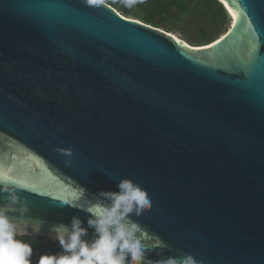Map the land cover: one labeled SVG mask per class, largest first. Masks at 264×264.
Here are the masks:
<instances>
[{"label": "water", "instance_id": "obj_1", "mask_svg": "<svg viewBox=\"0 0 264 264\" xmlns=\"http://www.w3.org/2000/svg\"><path fill=\"white\" fill-rule=\"evenodd\" d=\"M218 1L230 31L191 47L102 0H0V176L26 185L23 237L58 242L76 217L91 243L80 204L128 179L152 202L130 216L149 259L264 264V0Z\"/></svg>", "mask_w": 264, "mask_h": 264}, {"label": "clouds", "instance_id": "obj_2", "mask_svg": "<svg viewBox=\"0 0 264 264\" xmlns=\"http://www.w3.org/2000/svg\"><path fill=\"white\" fill-rule=\"evenodd\" d=\"M60 151L68 157L66 166H71L73 151ZM118 188V192H101L86 209L80 204L92 217L88 225L95 230V240L89 243L82 239L87 234L86 229L80 219L74 217L70 225L60 224L50 229L64 254L41 256L36 264H205L204 260L198 261L187 253L155 261L149 259L145 251L148 245L144 243L147 234L130 216H142L152 207V202L147 191L132 180H121ZM24 190L26 185L7 175L0 176V194H6V202L0 205V264H33V247L18 238L29 234L27 214L30 207L17 194ZM84 192L80 189L76 199L83 197ZM10 214H18L19 219L12 220ZM42 223L32 221L31 231L38 235ZM152 247L167 246L156 244Z\"/></svg>", "mask_w": 264, "mask_h": 264}, {"label": "trees", "instance_id": "obj_3", "mask_svg": "<svg viewBox=\"0 0 264 264\" xmlns=\"http://www.w3.org/2000/svg\"><path fill=\"white\" fill-rule=\"evenodd\" d=\"M105 4L114 8L117 12H123L122 16L129 18L128 15L131 13L132 7L122 6L118 0H102ZM136 5L133 7L138 8L143 13V19L145 24L150 25L154 28L163 30L160 26L162 24V16L175 15L173 11H176L177 14H185L191 4L199 6L200 9L206 10L207 17L213 22V26L217 28L219 33L216 38L213 39L210 43L218 40L219 38L225 36L230 28L223 26L225 25V20L227 18V12L225 11L222 4H219L216 0H134ZM134 4V3H133ZM132 5V3H130ZM161 16V17H160ZM170 34V32L165 31ZM206 40L207 37L202 38ZM190 46V45H189ZM206 46V45H205ZM192 47V46H191ZM201 47V46H198Z\"/></svg>", "mask_w": 264, "mask_h": 264}, {"label": "rangeland", "instance_id": "obj_4", "mask_svg": "<svg viewBox=\"0 0 264 264\" xmlns=\"http://www.w3.org/2000/svg\"><path fill=\"white\" fill-rule=\"evenodd\" d=\"M150 0H147L149 2ZM221 4L218 0H216ZM122 6H127L132 3L131 13L128 15L129 18L137 19L142 22H145L143 19V13L136 7L134 0H118ZM134 3V4H133ZM201 8V7H200ZM198 5L191 4L185 14H177L176 11H173L175 15L162 16V31H168L171 35L183 40L188 45L192 47L205 46L210 44L213 39L216 38L219 31L209 17H207L206 10L200 9ZM123 14L122 11H120ZM161 17V16H160ZM231 22L229 15L227 13V18L225 20V27L230 28ZM206 36L207 39L203 40L202 38Z\"/></svg>", "mask_w": 264, "mask_h": 264}, {"label": "flooded vegetation", "instance_id": "obj_5", "mask_svg": "<svg viewBox=\"0 0 264 264\" xmlns=\"http://www.w3.org/2000/svg\"><path fill=\"white\" fill-rule=\"evenodd\" d=\"M22 239L24 242L29 243L33 247V257L32 262L36 264V262L40 259L41 256L44 255H61L63 253V249L59 245L58 242H52L45 238H37L33 239L30 237H18Z\"/></svg>", "mask_w": 264, "mask_h": 264}, {"label": "bare ground", "instance_id": "obj_6", "mask_svg": "<svg viewBox=\"0 0 264 264\" xmlns=\"http://www.w3.org/2000/svg\"><path fill=\"white\" fill-rule=\"evenodd\" d=\"M207 46V45H206ZM201 47H203V46H201Z\"/></svg>", "mask_w": 264, "mask_h": 264}, {"label": "snow or ice", "instance_id": "obj_7", "mask_svg": "<svg viewBox=\"0 0 264 264\" xmlns=\"http://www.w3.org/2000/svg\"><path fill=\"white\" fill-rule=\"evenodd\" d=\"M9 178H11V177H9Z\"/></svg>", "mask_w": 264, "mask_h": 264}]
</instances>
